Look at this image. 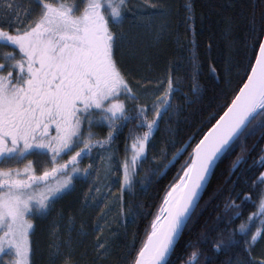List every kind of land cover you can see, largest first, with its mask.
Returning <instances> with one entry per match:
<instances>
[{"label":"snow or ice","instance_id":"snow-or-ice-1","mask_svg":"<svg viewBox=\"0 0 264 264\" xmlns=\"http://www.w3.org/2000/svg\"><path fill=\"white\" fill-rule=\"evenodd\" d=\"M227 7L240 9L238 14L223 13L229 55L221 64L210 65L209 73L221 84L231 85L235 78L236 92L195 146L184 145L188 159L177 174L179 183L168 191L133 264H172L170 258L216 162L239 147L241 155L232 165L236 168L245 159L247 138L259 135L264 144V0H233ZM183 12L186 31L194 33L191 0ZM172 14L167 0H0V264H34L39 251L34 221L51 222L47 264H85L84 255L77 256L88 236L84 222L77 225L76 215L57 209L76 191V184L90 182L81 200L80 211L86 212L105 199L96 201L98 173H120V195L109 211H123L125 192L134 194L137 185L147 190L159 174V169L145 171L144 166L150 144L155 148L154 134L164 124L168 139L160 158L167 162L164 167L178 162L175 153L168 155L169 146L175 147L170 113L182 110L177 104L180 95L192 103L181 92L182 80L170 70L155 81L136 79L123 62L124 52L133 59L149 58L138 43L137 29L155 28L156 39L175 35L178 47H188L172 32ZM191 51L190 90L199 96L194 39ZM148 84H155V91H145ZM124 129L130 143L125 144L124 158L117 160V141ZM98 130L106 135L101 137ZM259 159L264 164V147ZM156 160L153 156V163ZM85 161L90 162L82 167ZM101 161L106 162L102 169ZM252 187L262 189L256 199L243 192L230 198L224 226L202 234L185 264H264V171ZM178 189L181 194L174 198ZM248 201L255 211L245 217L243 205ZM106 215L101 213L102 218ZM104 230L99 225L93 230L97 235L91 264H101L112 252L107 237L98 235ZM201 245L208 251H201Z\"/></svg>","mask_w":264,"mask_h":264},{"label":"trees","instance_id":"trees-1","mask_svg":"<svg viewBox=\"0 0 264 264\" xmlns=\"http://www.w3.org/2000/svg\"><path fill=\"white\" fill-rule=\"evenodd\" d=\"M187 2L189 0H167L173 10L172 32H178L181 42L188 47H178L175 35H165L156 39L155 28L152 30L137 29L134 31L137 34L138 43L149 54V58L146 61L143 58L133 59L127 52L123 53L124 66L131 71L132 77L155 81L157 78L163 77L166 70H170L173 75L180 77L182 80L181 92L186 93L192 101L191 104H187L183 95L178 96L177 104L182 105V110L178 115L175 111L170 113L172 128L175 132L173 137L175 147L169 146V157L174 153L177 155L190 141L192 146H195V143L210 130L211 125L226 110L225 105L230 104L238 86L235 78L232 79L231 85L218 83L210 75L209 66L221 64L229 55L227 41L223 37V13L231 11L238 14L240 9L227 7L233 0H191L196 17L193 33L191 30L186 31L187 26L183 23V5ZM234 2L248 4L252 0H234ZM255 2L259 3V0H255ZM222 5L223 9L219 10V6ZM145 7H147V3H145ZM176 9L180 11H176ZM149 11H153V9H149ZM238 35L242 39L243 34L239 33ZM193 39L196 41V54L200 65L198 73L199 96L190 90L192 69L189 58L192 55L191 41ZM209 43L213 44L212 49H208ZM217 71H220L219 68ZM155 88V84H148L144 90L151 93L155 91ZM129 127L132 126L129 125ZM166 128L167 124L161 125L162 130L159 134H154L155 148L153 149L150 144L148 163L144 166L145 171L159 169V174L152 178L147 190L137 185L134 194L125 192L126 207L123 211L119 207L109 211L120 195L121 184L115 179L114 174L106 177L104 171L98 173L100 192L95 194L97 202L101 198H105L99 208L93 206L86 212L80 211L82 197L87 194L90 182L77 183L76 191L57 205V209L64 210L66 215H76L77 225L81 221L85 224L88 236L84 239L83 247L77 252V256L84 255L85 264H91L94 256L92 246L96 243L95 235L97 234L93 230L97 225L105 228L98 235L101 239L107 237L112 247L111 254L102 260L101 264H133L136 253L146 240V234L151 232V222L156 215L161 214V209L164 207L163 200L170 188L179 183L177 174L188 159V155L184 153L183 158H180L164 173L166 169L164 165L167 162L160 158V152L162 144L168 139L167 133L164 131ZM98 131H100L101 137L106 135V132ZM128 137V129H124L117 141V160L124 158L125 144L130 143ZM245 143L247 145L245 159L235 172H233L232 165L237 156L241 155L239 147L225 155L220 161L199 207L191 217L175 248V254L170 258L172 264H185V261H190V253L193 251L191 246L196 244L198 239H202V234H210L217 227L224 226L222 221L226 216L225 205L230 198H235L237 193L243 192L250 194L255 200L257 192L262 190L253 188L252 184L257 180L259 173L264 171V164L259 159L264 144H261L259 135L247 138ZM187 152L190 153L191 148L187 149ZM95 155L94 152L93 156ZM153 156L157 157L155 163L152 161ZM100 168L102 169L103 166ZM106 186L110 187V191ZM239 202L237 200V203ZM140 205L147 207L140 208ZM243 208L245 217L255 211L251 201L246 202ZM102 212L107 214L103 218L101 217ZM133 215L136 216L134 223L132 222ZM50 223V221L42 223L37 221L36 223L38 231L35 239L39 241V251L36 253L34 264H47ZM108 229H111L112 235H109ZM201 251L207 252L208 248L201 245Z\"/></svg>","mask_w":264,"mask_h":264},{"label":"water","instance_id":"water-1","mask_svg":"<svg viewBox=\"0 0 264 264\" xmlns=\"http://www.w3.org/2000/svg\"><path fill=\"white\" fill-rule=\"evenodd\" d=\"M188 143H191V141L188 142ZM188 143H187V144H188ZM184 153H185V149H184V147H183L182 150L177 154V160H179L180 157L184 155ZM223 157H224V156H223ZM223 157H221V159L218 160V161L216 162V165H215V167H214V169H213V174L211 175V177H210V179H209V182H208V184L206 185L205 189L202 190V192H201V196H200V199H199V204H200V202H201V200H202V198H203V196H204V194H205V192H206L208 186L210 185V182H211V180H212V178H213V175H214V172H215L217 166L219 165V163H220V161L223 159ZM175 163H176V161H173L172 164H168L167 167H166V169L164 170V173H165L169 168H171ZM241 163H242V161L237 165L236 168H233V172H235V171L237 170V168L240 166ZM195 211H196V210H195ZM186 226H187V225H186ZM185 228H186V227H185ZM184 230H185V229H184ZM183 232H184V231H183ZM182 235H183V233H182ZM179 241H180V240H179Z\"/></svg>","mask_w":264,"mask_h":264},{"label":"rangeland","instance_id":"rangeland-1","mask_svg":"<svg viewBox=\"0 0 264 264\" xmlns=\"http://www.w3.org/2000/svg\"><path fill=\"white\" fill-rule=\"evenodd\" d=\"M95 157V156H94ZM32 160H33V166L36 168V170H37V174H40V166H39V163H38V160H37V158H35V157H33L32 158ZM90 161H85L84 162V164L82 165V167H86L87 166V163H89ZM24 163H27V161H25ZM106 164V162L105 161H101L100 162V165H98V167H104V165ZM19 167H23V164H21V165H19ZM114 177H115V179H117V181H121L122 180V176L120 175V173H116V174H114ZM34 223L36 224L37 223V221H34Z\"/></svg>","mask_w":264,"mask_h":264},{"label":"bare ground","instance_id":"bare-ground-1","mask_svg":"<svg viewBox=\"0 0 264 264\" xmlns=\"http://www.w3.org/2000/svg\"><path fill=\"white\" fill-rule=\"evenodd\" d=\"M180 194H181V190L178 189L177 192L173 194L174 198L178 197Z\"/></svg>","mask_w":264,"mask_h":264}]
</instances>
